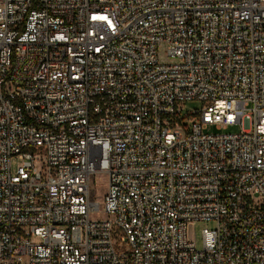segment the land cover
Segmentation results:
<instances>
[{
	"label": "built area",
	"instance_id": "1",
	"mask_svg": "<svg viewBox=\"0 0 264 264\" xmlns=\"http://www.w3.org/2000/svg\"><path fill=\"white\" fill-rule=\"evenodd\" d=\"M0 264H264V0H0Z\"/></svg>",
	"mask_w": 264,
	"mask_h": 264
},
{
	"label": "rangeland",
	"instance_id": "2",
	"mask_svg": "<svg viewBox=\"0 0 264 264\" xmlns=\"http://www.w3.org/2000/svg\"><path fill=\"white\" fill-rule=\"evenodd\" d=\"M160 60L163 63H168L170 60L168 59L166 55V49L165 47H162L160 49ZM202 107V102L198 100L186 102L183 105L184 111H191L194 109H200ZM241 130L240 125L231 126L227 130L219 131L215 127H210L207 132L209 133H230V134H236L239 133ZM18 161L17 159H13V170L17 168ZM108 187V177L104 173L96 174L92 177L91 181V200L93 202L99 203L101 209L104 208V200L105 195L107 192ZM101 213V212H100ZM99 215V214H98ZM94 218V216H92ZM99 217V216H97ZM209 227H212V224H209ZM205 228L204 224H199L197 226H192L189 229V235L190 238L196 243V246L198 249H201L203 246V234L202 230Z\"/></svg>",
	"mask_w": 264,
	"mask_h": 264
}]
</instances>
